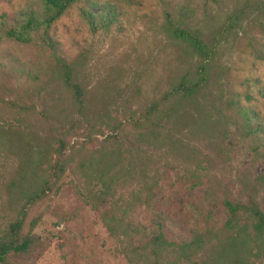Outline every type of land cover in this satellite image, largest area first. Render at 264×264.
<instances>
[{"label": "rangeland", "instance_id": "374dc122", "mask_svg": "<svg viewBox=\"0 0 264 264\" xmlns=\"http://www.w3.org/2000/svg\"><path fill=\"white\" fill-rule=\"evenodd\" d=\"M261 1L264 4V0H78L55 20L45 42L40 41V33L32 34L28 44L1 40L0 128L15 141L49 139L52 147L57 138L67 144H72L73 136L83 141L82 117H77L78 129L66 133L68 120L76 116L60 82L57 58L69 62L81 56L87 117L107 114L114 122H122L130 112H140L192 63L186 47L163 32L164 13L173 19L181 17L208 46L216 48L203 97L217 118V129L213 134L197 131L191 136L182 132L181 138L193 150L190 155L140 146L152 156L150 169L157 168L162 179L153 204L135 207L133 220L148 225L154 215L161 214L171 238L182 241L193 227H211L223 237L218 230L226 214L203 198L204 186L221 198L236 196L243 183L256 184L257 201H264V157L251 151L257 146L264 154V13L237 23L227 21L235 10ZM104 6L113 9L116 22L107 31L91 32L79 9L94 12ZM38 7L39 0H0V15L21 19L25 9ZM244 112L252 118L250 122L243 119ZM244 121L253 131L250 137L244 133ZM132 132L131 128L123 140L136 150ZM107 134L99 124L93 148ZM21 149L27 148L22 145ZM197 164L205 168L198 170L203 174L202 186L190 188V174ZM16 166L13 153L0 154V230L21 205L14 196ZM77 188V179L67 170L27 210L21 229V235L29 239L27 248L8 253L0 264H129L99 214L76 195Z\"/></svg>", "mask_w": 264, "mask_h": 264}, {"label": "trees", "instance_id": "16d2710c", "mask_svg": "<svg viewBox=\"0 0 264 264\" xmlns=\"http://www.w3.org/2000/svg\"><path fill=\"white\" fill-rule=\"evenodd\" d=\"M77 1L39 0L38 9H25L21 19L1 14L0 42L6 39L28 44L35 33H40V41L45 42L55 20ZM79 13L91 32L107 31L117 17L113 9L106 6L94 12L81 8ZM262 13L264 4L261 1L235 10L227 21L237 23L251 14ZM163 32L171 41L186 47L192 63L179 73L176 82L140 112H130L122 122H114L107 114L87 117L85 86L80 74L81 56L69 62L57 58L55 65L60 82L76 116L68 120L66 133L78 129L77 117H82L85 123L83 141L77 142V137L73 136L72 144H67L57 138V145L52 147L49 139L40 142L37 138L26 137L25 140L22 137L15 141L4 134L7 130L0 128V154L10 152L17 159V194L14 196L21 200L17 213L0 230V261L8 253L27 248L29 239L21 235L27 210L42 200L68 170L80 185L75 190L76 195L99 214L102 226L123 247L129 264H254L255 261L264 264V201H257L256 184L243 183L236 196L223 194L221 198H215L209 185L204 186L203 198L217 204L226 214L218 230L223 237L215 234L211 227H193L182 241L171 238L161 214L154 215L148 225L133 220L135 207L148 208L153 204L162 179L157 168L150 169L152 156L145 153L146 149L139 150L140 146L177 154L185 151L190 155L193 150L181 138L182 132L191 136L197 131L213 134L217 129V118L203 97L209 86V71L216 48L208 46L201 33L183 18L173 19L167 12L164 13ZM243 119L250 122L252 118L244 112ZM245 121L244 133L250 137L253 131L245 127ZM98 123L106 127L108 134L93 148L92 138ZM131 128L138 146L136 150L123 140ZM22 145L26 151H21ZM251 151L264 157L257 146ZM195 168L190 174L193 177L190 188L202 186L203 174H198V170L205 168L199 164ZM256 179L260 184L262 177Z\"/></svg>", "mask_w": 264, "mask_h": 264}]
</instances>
